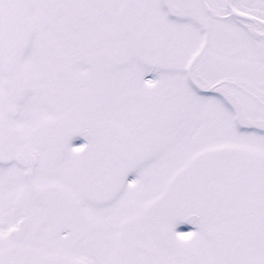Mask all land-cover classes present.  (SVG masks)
Returning a JSON list of instances; mask_svg holds the SVG:
<instances>
[{"label":"rangeland","instance_id":"rangeland-1","mask_svg":"<svg viewBox=\"0 0 264 264\" xmlns=\"http://www.w3.org/2000/svg\"><path fill=\"white\" fill-rule=\"evenodd\" d=\"M141 1V5L144 3L147 6L143 13L146 15L153 8L156 22L170 34L174 32L175 35L171 37L175 36L174 42L179 43L181 48L186 46L189 32L196 43L200 42L201 33L196 29L191 30L183 21L184 13L181 10L177 9L175 19H171L158 7L157 0ZM89 2L90 0H24L22 16L28 28L29 39L27 45L16 54L12 67L11 105L17 116L8 124L18 132L12 141L13 147L22 142H31L34 131L43 132L45 124L52 120L50 101L46 86L38 75L33 45L40 39L54 43V35L57 34L58 39L63 40L58 48L64 63L70 66L68 71L71 82L78 86L77 90L82 94L78 109L81 120L78 131L81 135H92V128L103 122L107 123V131L110 127L116 132L120 129L132 130L140 120L147 119L150 122V118L146 116L153 110V106H160L153 126L150 125L144 135L140 126L139 142L136 144L135 138L132 140L138 154L136 151L131 157L127 154L122 165L118 160L112 164L115 171L110 172L112 176L107 182V202H77L81 219L94 230L89 235V247L95 251L102 248L103 255L107 254L108 264L111 248L115 246V237L121 225L124 229L121 246L135 251L132 254V264H217L214 250L217 248L223 251L220 264H237L231 259V251L235 248H247L250 259L264 260V188L250 189L244 196L240 195L239 204L234 207L222 204L217 198L207 200L202 207L199 202L180 207L164 200L158 201L173 174L183 169L195 153L224 146L234 148L240 154L247 153L259 163V160L264 161V137L259 134L260 126L264 128V110L255 102L248 100L246 103L241 99L242 95L236 93L235 97L241 104V122L254 131L237 132L218 103L195 96L182 80L173 83L176 88L174 94L168 92L162 85L164 80L170 79L171 72L154 70L143 57L134 55L132 51L116 66L108 67L106 73L96 74L94 78L87 77L88 65L77 62L87 58L86 56L91 59L94 56L93 50L98 48L103 52V40L108 52L117 41L116 38L122 39L117 11L94 19V4ZM195 3V12L201 23H204L200 5L196 1ZM257 3V0H252L249 6H237L249 10L251 15L259 14ZM78 6L80 10L77 9ZM146 21L145 18L141 20L143 23ZM259 34L261 33L258 32L256 37H261ZM220 37L222 36L218 35L213 42L217 44ZM231 40V44H236L240 51L250 49L247 32L241 28L232 32ZM68 47L72 48L70 53ZM239 56L242 57L240 59H245L243 53ZM1 68L0 65V117L3 115L4 95ZM165 96L169 100L172 96L175 101L163 109L165 105L160 101ZM165 104L168 105L167 102ZM131 137H136L135 133ZM80 142L81 138L78 136L71 138L64 146L57 163L75 161L80 152ZM111 147L116 152L121 148L119 144ZM110 152L112 157L119 159V154ZM108 170L110 171L107 166V177ZM0 177L3 204L0 205V212L6 218L4 228L0 229V240H4L13 223L10 203L27 189V185L11 163L0 165ZM40 179L48 180L35 174L32 185H41ZM113 182L116 183L115 186ZM152 203L154 207L150 208ZM238 233L243 234L242 243H238ZM97 252L101 254L100 251ZM142 253H147L149 259L143 257Z\"/></svg>","mask_w":264,"mask_h":264},{"label":"flooded vegetation","instance_id":"flooded-vegetation-1","mask_svg":"<svg viewBox=\"0 0 264 264\" xmlns=\"http://www.w3.org/2000/svg\"><path fill=\"white\" fill-rule=\"evenodd\" d=\"M180 1L157 0V5L172 17L177 9H181ZM195 1L200 5L203 16L212 21H220L223 25L228 24L226 0ZM195 1L193 0V2ZM250 1L233 0L235 4L241 6H247ZM191 2L186 0V3L183 4V11L186 15V22L195 27L198 23L193 19ZM107 3L109 9H112L113 0H108ZM141 3V0H137L139 10L147 8L146 4L141 5ZM130 10L129 0H121L120 16H122V20L128 16ZM218 10L224 12V16ZM141 18L144 17L141 16ZM248 23L250 22L246 19L237 18L233 24L237 28H246ZM145 27L147 33L153 38L154 51L150 55H139L155 70L171 72L170 79L164 80L162 85L167 88L168 92L174 94L176 88L173 87V83L181 82V80L193 90L187 81V66L206 40L205 52L190 68L192 82L201 89H207L208 92L205 95L216 99L222 108H226L225 114L228 115L230 123L231 121L234 124L241 122L239 117L240 102L235 97L236 93H241L247 100L255 102L264 110V52H257L255 48L252 57L249 55L250 58L245 56V59H240L235 44L229 45L228 48H230L225 49L227 51L225 52V46L220 40L217 44L208 43L207 26L201 28L202 36L199 43H196V39L189 32L184 48L174 42L175 36L171 37V35H175L174 32L170 34L165 28L160 27L153 17L148 18ZM2 76L3 88L9 90L10 73L7 70H2ZM5 100L8 103L11 101L10 92L7 93ZM174 101L172 96L170 100L165 96L160 102L165 105L162 108L166 109ZM6 109V107L3 108V114ZM159 111L160 106L159 108L153 106L149 117L150 122L143 119L136 124V127L141 126L142 134L147 133L153 126L154 118L159 115ZM10 120L12 119L5 115L0 117V165L8 163V159L5 158L11 157L17 150V146L13 147L12 143L17 130L9 126ZM260 131L264 134L262 126H260ZM63 136V132L56 131L43 137L40 144L38 141L27 145L31 153L37 157V164L28 178H25L23 170L16 167L26 183L27 189L22 191L13 203H10L13 223L8 229L6 239L0 240V251L14 248L6 264H107V254L103 255L102 248L97 250L101 252L100 254L94 248L89 247V235L94 230L81 219L77 211L79 200L88 204L95 202L103 204L107 201V164H96V154L100 152L97 150L96 140L100 141L101 139H96L91 135L84 137L83 148L86 149L83 150L82 157L87 156V164H78L77 162L75 164L67 162L58 164L57 153L60 151L58 147L62 144ZM101 142L105 145L100 146L107 149V138L102 139ZM195 154L183 169L173 174L168 187L226 190L235 187H264V169L250 163L246 166L250 170V176L242 175L239 170L240 162L245 163L246 161L240 159L241 157L235 153L228 158H210L204 152ZM35 174L39 178L48 180L40 179L42 184L34 186L31 182ZM1 179L2 177H0ZM0 205H3L1 194ZM31 213L36 215L28 219L26 227L17 228L18 223L29 217ZM5 219L0 212V229L4 228ZM39 222L40 227L37 229ZM119 230L124 231L122 226ZM133 252H135L134 249L123 246L112 248L108 264H132ZM142 256L149 259L147 253Z\"/></svg>","mask_w":264,"mask_h":264},{"label":"trees","instance_id":"trees-1","mask_svg":"<svg viewBox=\"0 0 264 264\" xmlns=\"http://www.w3.org/2000/svg\"><path fill=\"white\" fill-rule=\"evenodd\" d=\"M22 7L23 0H0V61L6 62L10 60L14 53L27 43L25 28L21 19ZM35 54L38 57L41 70L44 68L45 62H48L47 69L52 78V82L65 85L67 81L66 68L61 64V60L55 49L49 44L40 43L35 46ZM101 65H107V56L95 62V65L93 63L94 69L100 68ZM64 131L66 134L70 132L68 127L67 130ZM110 133L111 130L108 129L107 135ZM113 137L117 142H120L115 135ZM212 190L215 194V190ZM189 195V197L196 201L199 199L197 190H192ZM177 197L180 198L178 201H183L184 198H187V195L183 194V196L178 195ZM238 243H242V235H239ZM250 264L257 263L250 262Z\"/></svg>","mask_w":264,"mask_h":264},{"label":"water","instance_id":"water-1","mask_svg":"<svg viewBox=\"0 0 264 264\" xmlns=\"http://www.w3.org/2000/svg\"><path fill=\"white\" fill-rule=\"evenodd\" d=\"M143 50L147 51V48H144ZM229 153H230V151L219 149V150L211 152L209 155L215 156V157L216 156L220 157V156L228 155ZM14 162L19 166H25L27 164L33 165V162L30 163V161H29V155H27L25 153V148H21L19 150V152L15 155ZM9 251H10V249L8 251L6 250V251H3L0 253V264H3V262L6 258V255Z\"/></svg>","mask_w":264,"mask_h":264},{"label":"bare ground","instance_id":"bare-ground-1","mask_svg":"<svg viewBox=\"0 0 264 264\" xmlns=\"http://www.w3.org/2000/svg\"><path fill=\"white\" fill-rule=\"evenodd\" d=\"M236 12L237 13H242V14H248L247 12L242 11L239 8H236ZM249 20H251L254 25L260 26V27H262L264 29V21H263V19H261L259 17H251L250 16ZM253 32L257 34V32L255 30Z\"/></svg>","mask_w":264,"mask_h":264}]
</instances>
